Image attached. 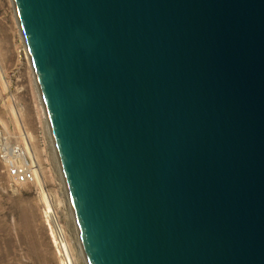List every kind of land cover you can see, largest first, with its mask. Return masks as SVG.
<instances>
[{
	"label": "water",
	"instance_id": "1",
	"mask_svg": "<svg viewBox=\"0 0 264 264\" xmlns=\"http://www.w3.org/2000/svg\"><path fill=\"white\" fill-rule=\"evenodd\" d=\"M87 264H264V0H13Z\"/></svg>",
	"mask_w": 264,
	"mask_h": 264
},
{
	"label": "rangeland",
	"instance_id": "2",
	"mask_svg": "<svg viewBox=\"0 0 264 264\" xmlns=\"http://www.w3.org/2000/svg\"><path fill=\"white\" fill-rule=\"evenodd\" d=\"M1 138L26 148L38 172L33 168L35 183L12 185L0 152V264H60L48 204L73 263L87 264L13 0H0V143Z\"/></svg>",
	"mask_w": 264,
	"mask_h": 264
},
{
	"label": "built area",
	"instance_id": "3",
	"mask_svg": "<svg viewBox=\"0 0 264 264\" xmlns=\"http://www.w3.org/2000/svg\"><path fill=\"white\" fill-rule=\"evenodd\" d=\"M0 152L5 173L12 185L19 186L23 184H33L36 182L32 173L26 172L28 170L23 168L24 163L22 162V158L24 156L16 154L13 158V165H11L7 153H3L1 147ZM52 240L54 251L59 259L60 264H73V259L72 257L70 259L69 253L65 248V246H68V244L63 230L62 232H55V234L52 235Z\"/></svg>",
	"mask_w": 264,
	"mask_h": 264
},
{
	"label": "bare ground",
	"instance_id": "4",
	"mask_svg": "<svg viewBox=\"0 0 264 264\" xmlns=\"http://www.w3.org/2000/svg\"><path fill=\"white\" fill-rule=\"evenodd\" d=\"M1 139H2L1 140V143H0L1 149H2L3 153H7V156L9 158L10 164L13 165V158H14V156L16 154H20V155L24 156L22 158V162L24 163L23 168L25 170H28L26 172L32 173L33 178L35 179V175H34L33 168H34V170H37V172H38V167L35 164V162H34L33 159H32V167L33 168L30 167V165H29V153H28V150H26V148H24L20 144H17V143L12 144V143L8 142V140L6 138H1ZM35 174H36V171H35ZM47 207H48V210H47L48 217H50L53 220V221L51 220V226L49 225L52 235L55 234V232H62V229L60 228V226L55 222L54 216L51 215L52 214V209H51L50 205L48 204ZM66 246H65V248H66L67 252L69 253V256H70V259H71L72 255L70 254L69 245L67 247ZM78 249H79V251H81L80 250L81 249L80 246H79ZM79 255H81V254H79ZM82 257H83V255H82ZM75 264H76V262H75Z\"/></svg>",
	"mask_w": 264,
	"mask_h": 264
}]
</instances>
